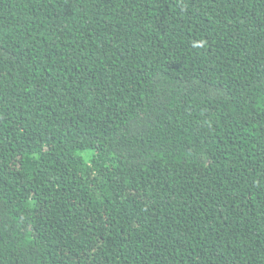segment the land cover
<instances>
[{
    "label": "trees",
    "instance_id": "16d2710c",
    "mask_svg": "<svg viewBox=\"0 0 264 264\" xmlns=\"http://www.w3.org/2000/svg\"><path fill=\"white\" fill-rule=\"evenodd\" d=\"M0 264H264V0H0Z\"/></svg>",
    "mask_w": 264,
    "mask_h": 264
}]
</instances>
